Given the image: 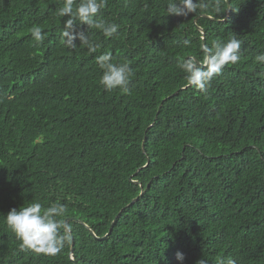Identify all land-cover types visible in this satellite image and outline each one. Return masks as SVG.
Returning a JSON list of instances; mask_svg holds the SVG:
<instances>
[{
  "label": "trees",
  "instance_id": "16d2710c",
  "mask_svg": "<svg viewBox=\"0 0 264 264\" xmlns=\"http://www.w3.org/2000/svg\"><path fill=\"white\" fill-rule=\"evenodd\" d=\"M63 2L0 0V264H264V0H193L207 7L184 16L106 0L93 19L119 25L111 37ZM230 38L239 61L188 84L180 63L206 67L204 46ZM106 53L132 70L127 93L100 84ZM34 202L65 208L55 254L5 223Z\"/></svg>",
  "mask_w": 264,
  "mask_h": 264
},
{
  "label": "clouds",
  "instance_id": "9594fccd",
  "mask_svg": "<svg viewBox=\"0 0 264 264\" xmlns=\"http://www.w3.org/2000/svg\"><path fill=\"white\" fill-rule=\"evenodd\" d=\"M106 0H79L74 10V0H64L63 6L59 9L60 16H68L78 18L83 24H87L100 30L106 37H111L117 33L119 25L115 23H106L104 21L93 19L97 13L105 6ZM204 3H194L193 0H169L167 12L170 16H184L189 12L196 11L197 8L205 9ZM216 11H220L219 6ZM74 24L72 18L66 21V28L71 29ZM33 39L40 43L44 39L42 30L39 26H34L31 29ZM63 36L67 38L66 43L71 46L75 37L70 31L66 30ZM83 42L87 45L90 51H95L99 45L84 39ZM241 42L236 38H230L227 42H214L212 48L204 46L205 53L203 65L201 66L192 59L182 61L179 67L186 73L188 84L194 85L203 89L213 74L219 72L225 65L231 63L236 64L239 59V50ZM256 61L264 63V54L256 57ZM97 64L103 70V75L100 79V84L106 91L120 89L127 93V85L132 75V70L128 63H113L110 54L106 53L97 58ZM65 208L62 205H53L44 208L41 203H30L26 207L10 210L5 215V223L8 228L21 241L22 247H27L38 253L55 254L60 250L65 235L59 233L60 224L55 217L62 216ZM182 252L176 253V259L180 262L184 260ZM197 264H206V261L201 258ZM227 264H235L231 258Z\"/></svg>",
  "mask_w": 264,
  "mask_h": 264
},
{
  "label": "water",
  "instance_id": "95a60500",
  "mask_svg": "<svg viewBox=\"0 0 264 264\" xmlns=\"http://www.w3.org/2000/svg\"><path fill=\"white\" fill-rule=\"evenodd\" d=\"M228 10H230V6H229V9H228ZM135 201H137V199H136ZM135 201H134V202H135ZM119 217H120V215H119L117 218H119ZM70 220H73V219H69V220L66 222V227H67V228H68V223H69ZM116 220H117V219H116ZM116 220L114 221L113 225L111 226V229H110V232H109L108 235L111 234V232H112V230H113V228H114V224H115ZM74 244H75V243L73 242V244H72L73 246H72V250H71L72 253H74Z\"/></svg>",
  "mask_w": 264,
  "mask_h": 264
}]
</instances>
